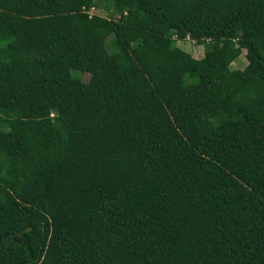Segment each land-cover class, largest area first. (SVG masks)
Segmentation results:
<instances>
[{
	"label": "trees",
	"instance_id": "obj_1",
	"mask_svg": "<svg viewBox=\"0 0 264 264\" xmlns=\"http://www.w3.org/2000/svg\"><path fill=\"white\" fill-rule=\"evenodd\" d=\"M0 264H264V0H0Z\"/></svg>",
	"mask_w": 264,
	"mask_h": 264
},
{
	"label": "rangeland",
	"instance_id": "obj_2",
	"mask_svg": "<svg viewBox=\"0 0 264 264\" xmlns=\"http://www.w3.org/2000/svg\"><path fill=\"white\" fill-rule=\"evenodd\" d=\"M88 14L104 16V14L98 10H90ZM177 45L180 46L182 49H184L186 52L190 53L195 59H200L203 57V47L195 45L190 40H186L185 42H182V43L177 42ZM242 65H244V63H242Z\"/></svg>",
	"mask_w": 264,
	"mask_h": 264
}]
</instances>
